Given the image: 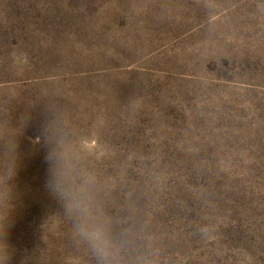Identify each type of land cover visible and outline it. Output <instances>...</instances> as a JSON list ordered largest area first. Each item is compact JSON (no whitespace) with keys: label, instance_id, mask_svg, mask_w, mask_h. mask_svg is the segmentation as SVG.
Returning <instances> with one entry per match:
<instances>
[{"label":"rangeland","instance_id":"obj_1","mask_svg":"<svg viewBox=\"0 0 264 264\" xmlns=\"http://www.w3.org/2000/svg\"><path fill=\"white\" fill-rule=\"evenodd\" d=\"M0 264H264V0H0Z\"/></svg>","mask_w":264,"mask_h":264},{"label":"clouds","instance_id":"obj_2","mask_svg":"<svg viewBox=\"0 0 264 264\" xmlns=\"http://www.w3.org/2000/svg\"><path fill=\"white\" fill-rule=\"evenodd\" d=\"M78 207H80L84 212L88 211L86 204L78 205ZM86 235L102 256H107L109 254L108 249L110 247V242L108 241L104 233L100 231H92L90 233H86Z\"/></svg>","mask_w":264,"mask_h":264}]
</instances>
